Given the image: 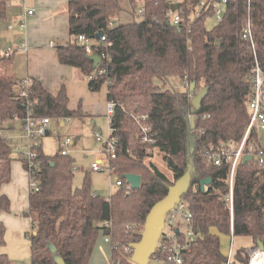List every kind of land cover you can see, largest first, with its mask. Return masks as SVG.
Masks as SVG:
<instances>
[{"label":"trees","instance_id":"16d2710c","mask_svg":"<svg viewBox=\"0 0 264 264\" xmlns=\"http://www.w3.org/2000/svg\"><path fill=\"white\" fill-rule=\"evenodd\" d=\"M7 1L0 0V16L5 14ZM127 1L132 16L142 5V19L114 20L113 15L121 10L119 0H69V38L56 47L59 62L87 76L91 91L106 85V100L114 102L110 135L116 140L109 174L121 185L107 197L93 192L87 177L82 186L75 187L74 161L61 154L62 146L53 156L39 147L31 170L39 188L30 190L24 213L31 220L30 264H57L56 257L65 264H87L99 232L109 237L110 264H132L131 245L139 241L149 210L183 178L188 189L180 199L192 213L193 238L181 251L182 264H224L227 256L220 250L218 233L247 236L253 244L260 240L264 245V168L252 158L237 166L231 218L225 201L229 166L214 165L204 157L210 143L239 142L244 134L252 69L257 63L264 72V0L228 3L222 19L210 29L206 23L211 12L197 14L200 0H184L179 30L168 22V0ZM247 23L251 39L242 37ZM99 32L105 35L107 46L98 45L96 52L104 57L93 68L76 38L83 34L98 40ZM101 68L105 72L98 74ZM179 81L184 87L186 81H194V91L206 88L193 113V93L189 87L178 90L175 84ZM23 87L26 96H19L17 90ZM28 111L32 116L61 121L83 117L80 105L69 109L64 87L52 94L36 78L24 86L14 75H0V214L10 208L2 187L11 179L14 160L6 132L16 117L22 119ZM141 115L147 116L153 143L140 139L134 116ZM250 142L264 151L262 134L253 132ZM155 147L171 176L145 162ZM21 163L28 171L23 159ZM126 173L140 175L138 189L125 188ZM204 178L211 182L201 190L199 182ZM4 235L0 220V246ZM246 250L232 251L234 264H248ZM167 253L158 241L151 258L174 264L167 260ZM0 264H11L6 253H0Z\"/></svg>","mask_w":264,"mask_h":264},{"label":"crops","instance_id":"0c3cea01","mask_svg":"<svg viewBox=\"0 0 264 264\" xmlns=\"http://www.w3.org/2000/svg\"><path fill=\"white\" fill-rule=\"evenodd\" d=\"M68 1L25 0L22 2L24 9L26 7L34 9L33 14L29 16H23L24 11L22 12L16 0L7 1L5 14L0 16V48L17 44L19 40H24L28 49L27 51H17L10 58L0 59V75H14L22 82L36 78L52 94H56L61 87H64L69 109L75 110L80 105L83 117L77 119L89 117L92 124L91 127L94 130L97 128V122L100 121L98 117L106 113V85L104 84L98 91H91L88 87L87 76L74 66L60 63L57 56L56 47L65 44L69 38ZM119 2L121 5L119 13L123 14H118V18L123 17V15L131 17L130 20L128 19L124 23L134 20L131 15V9L129 10L128 1L119 0ZM20 13L26 22L25 29L22 31L18 28L17 23ZM116 21L121 22L120 20ZM9 25L13 27L9 28ZM50 42H52V45H50ZM177 83L178 85L176 86L183 85L180 81ZM19 91L20 89L17 90V92ZM59 125H64V121L59 120ZM20 132L21 122L18 119H14L8 125L6 132V137L9 136L10 139H7L13 148L14 142H22L19 137ZM74 143L75 139H71V145H74ZM72 169H74V166ZM2 191L8 196L10 201L9 211L0 214V220L5 226V232L13 231L18 238L24 232L25 237L29 241L28 232L31 229V220L24 213L28 209L30 189L28 172L23 168L21 159L17 161L14 157L11 164V179L2 187ZM255 245L252 243L248 248ZM94 247L87 264H99L97 258H92ZM110 257L111 250L106 252L101 264H110Z\"/></svg>","mask_w":264,"mask_h":264},{"label":"built area","instance_id":"2783aa9c","mask_svg":"<svg viewBox=\"0 0 264 264\" xmlns=\"http://www.w3.org/2000/svg\"><path fill=\"white\" fill-rule=\"evenodd\" d=\"M24 2L25 0H20ZM236 0H200L197 6V14L211 12L212 17L216 22L220 21L223 17L224 8L230 2H235ZM249 1V0H248ZM183 2L184 0H168L167 15L168 22L173 25L177 30L182 27V11H183ZM33 8H25L23 16H29L33 14ZM144 16V9L141 4L138 5L136 12L134 13V18L136 20L142 19ZM111 24V23H110ZM26 22L24 18L18 22V28L20 30L25 29ZM13 27L9 25V28ZM243 38L251 39V29L249 23L246 24L245 28L242 31ZM77 42L83 46L84 51L87 55L92 53H97L99 44L107 46L105 35L101 34L99 39L94 43L92 39L81 34L76 38ZM252 47L253 43L251 41ZM52 45V42H50ZM28 46L23 40H19L17 44L9 45L6 47L0 48V59L9 58L17 51H27ZM98 54V53H97ZM99 55V54H98ZM101 58L104 57V54L99 55ZM253 70V81H252V94L248 101V122L245 127L244 134L239 142H218L210 143L205 151L204 157L207 162L214 165L227 164L229 166L228 174V184L229 191L225 197L226 204L230 211V216L232 218V185L234 172L237 166L242 162V157L244 155H251L252 159L256 164L264 168V151L263 149H256L255 144L250 142V136L253 132L262 134L264 137V72L261 70L260 66L256 63ZM105 70L103 68L98 70V74H103ZM29 80L23 82V85L26 86ZM185 87H189V82H185ZM19 96H26V90L23 87L19 92ZM114 110V102L107 100L106 102V115L108 117V130L109 137L104 143V153L106 160L99 158L96 162L91 164V169L93 171L101 170L104 165L110 170L109 161L114 159L116 156V140L111 136L112 128L110 122L112 119V114ZM15 119L22 120V127L28 135V144L26 149L22 150V158L27 165L28 182L29 189L33 191H38V184L36 178L32 175L31 170L35 168L36 162L35 159L38 156L37 144L33 143V139L36 137H42L46 135L48 126L50 123L49 117H37L32 116L31 112H27L26 115L20 119L16 117ZM147 119L146 115L134 116L139 132L140 139L143 142H154V135L151 132V127L145 121ZM94 137L97 141H101L102 137L98 132H94ZM71 144V140L66 138L62 143L61 154H67L66 146ZM116 180V179H115ZM117 185H121V181L116 180ZM117 186V187H118ZM125 188L131 189L130 185L125 182ZM207 187H205V190ZM192 213L187 207V203L184 200L179 199L165 214L163 219V226L161 228L160 236L158 241L162 243V250H166L167 260L173 262L174 264H182L181 251L186 249L188 242L193 238L192 225H191ZM104 225H109V222H104ZM164 226L166 227L164 229ZM181 237H183L184 242H181ZM106 240H109V237H106ZM186 240V241H185ZM130 251V250H128ZM246 252L250 255L249 264H251L254 256H260L264 254V250L260 251L257 247L253 246L248 248ZM155 261L159 262L157 258H154ZM161 264V263H160ZM224 264H234L231 256V249L229 250V255L225 260Z\"/></svg>","mask_w":264,"mask_h":264},{"label":"rangeland","instance_id":"374dc122","mask_svg":"<svg viewBox=\"0 0 264 264\" xmlns=\"http://www.w3.org/2000/svg\"><path fill=\"white\" fill-rule=\"evenodd\" d=\"M16 2L23 12V3L20 0H16ZM118 14L123 13L116 12L112 18L114 20H120V23H124V21L131 19V17H127L126 15L118 18ZM21 18L22 14L20 13L17 23L21 20ZM215 22L216 21L213 17L209 18L206 23L207 28L210 29L215 25ZM92 41L96 42L97 40L94 38ZM175 85H178V83ZM176 88L178 90H185L183 85L176 86ZM198 91L199 90L194 91L192 96H194V94L196 95ZM98 118H100V121L97 122V128L94 130L91 127L92 124L90 118L87 116L84 119H66L64 120V125L62 126L59 125L58 119H50L48 126L49 134L34 138L33 143L37 144L42 149L44 154L53 156L57 151H59V147L62 146V143L66 138L69 137L70 140L75 139L74 145L70 144L65 147L68 156H70L74 161L73 185L75 187L82 186L85 178L87 177L91 190L107 197L117 189V181L109 174L106 165H104V167L99 171H93L91 169V164L96 162L99 158L106 160L103 146L109 137L108 117L105 113V115ZM16 126H18V124H16ZM95 131L101 135V141H97L95 139ZM19 137L22 142H14V148L12 149V154L17 161L22 158L21 152L26 149V145L28 144V135L22 125ZM7 138L10 139L9 136H7ZM145 162L153 163L161 172L167 176H171L170 170L167 168L162 159L160 150L156 147L153 150L152 157L146 158ZM165 228L166 227L164 226V229ZM218 238L220 242V250L223 255L227 257L229 255L230 248L233 252H235L240 247L247 249L252 245L251 239L247 236H232L230 234L218 233ZM109 246L110 245L102 232H99L92 258H97L99 264H101L105 258L106 252L110 251ZM0 253H6L11 261V264H30L29 241L25 237L24 232H22L21 237L18 238L16 233L13 231H6L4 235V243L0 246ZM130 261L132 264H136L132 260ZM147 264H160V262L150 258Z\"/></svg>","mask_w":264,"mask_h":264},{"label":"water","instance_id":"95a60500","mask_svg":"<svg viewBox=\"0 0 264 264\" xmlns=\"http://www.w3.org/2000/svg\"><path fill=\"white\" fill-rule=\"evenodd\" d=\"M101 35L99 32L98 36ZM88 59L92 61V66L95 68L100 62L101 57L97 53H92L87 55ZM195 82L192 81L189 84V93L194 92ZM206 94V88L201 89L196 95L192 97V109L193 113L196 109L200 107V102ZM63 124V122H61ZM49 133L48 131L46 132ZM251 155H244L242 157V164L246 163L248 160H251ZM124 179L127 184L130 185L131 189H138L141 185V177L138 174L126 173L124 174ZM210 178L201 179L199 186L201 190H205V187H208L210 184ZM188 189V181L183 178L174 183V185L169 189L168 193L160 200H158L149 210L143 230L141 232V237L139 241L131 245L132 254L130 259L136 264H147L148 260L151 258L155 252L158 238L160 236L161 228L163 226V219L165 214L170 210V208L181 198L182 194ZM260 251L264 250L263 242L260 240L256 241V245ZM55 261L57 264H65L63 260L56 257Z\"/></svg>","mask_w":264,"mask_h":264},{"label":"bare ground","instance_id":"6f19581e","mask_svg":"<svg viewBox=\"0 0 264 264\" xmlns=\"http://www.w3.org/2000/svg\"><path fill=\"white\" fill-rule=\"evenodd\" d=\"M251 264H264V254L260 256H254Z\"/></svg>","mask_w":264,"mask_h":264}]
</instances>
